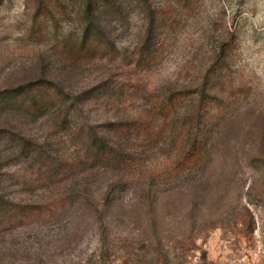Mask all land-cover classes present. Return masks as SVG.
Instances as JSON below:
<instances>
[{"label": "rangeland", "instance_id": "1", "mask_svg": "<svg viewBox=\"0 0 264 264\" xmlns=\"http://www.w3.org/2000/svg\"><path fill=\"white\" fill-rule=\"evenodd\" d=\"M116 1L124 13L112 59L94 57L98 51L88 57L73 45L82 0L0 2V89L41 74L76 90L113 78L123 93L86 108L95 122L143 111L151 92L206 82L221 100L210 107L208 164L166 175L154 196L143 181L107 194L112 173L90 178L86 191L68 179L36 183L25 198L50 206L0 236V264H264V0ZM110 18L100 16L103 24ZM149 19L164 43L155 65L144 69L133 60ZM11 113V124L29 136L53 125ZM167 156L160 150L149 167L166 165ZM68 189L71 202L62 200Z\"/></svg>", "mask_w": 264, "mask_h": 264}, {"label": "trees", "instance_id": "2", "mask_svg": "<svg viewBox=\"0 0 264 264\" xmlns=\"http://www.w3.org/2000/svg\"><path fill=\"white\" fill-rule=\"evenodd\" d=\"M82 5L83 20L73 45L77 44L88 57L98 51L94 57L112 59L118 52L123 4L116 0H82ZM105 12L112 14L106 25L100 19ZM145 25V36L133 62L136 67L151 69L164 42L158 37L159 26L153 19ZM122 88L113 78H104L76 90L41 74L0 89V236L18 230L24 221L37 215L38 209L50 206L47 200L25 198L24 192L36 190V183L55 185L68 179L69 187L86 191L90 178L112 173L117 178L107 187V194L120 185L143 181L142 189L154 196L157 183L168 181L166 175L174 171L189 174L208 164L210 107L221 101L213 85L205 82L158 95L151 92L144 110L125 118L92 122L84 115L89 105L103 99L108 103L123 93ZM11 112L35 121L53 119V125L41 137L29 136L11 124ZM66 141L70 145L63 149ZM70 149L72 154L66 152ZM163 149L168 151L167 164L149 167L150 158ZM18 165L25 166L24 171L15 170ZM30 170L34 177L26 173ZM74 196L68 189V193H62V200L71 202ZM107 241L106 236L104 252H108ZM104 252L99 254L100 261L106 259Z\"/></svg>", "mask_w": 264, "mask_h": 264}]
</instances>
